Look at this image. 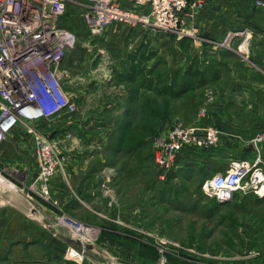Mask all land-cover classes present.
Segmentation results:
<instances>
[{
    "label": "rangeland",
    "instance_id": "374dc122",
    "mask_svg": "<svg viewBox=\"0 0 264 264\" xmlns=\"http://www.w3.org/2000/svg\"><path fill=\"white\" fill-rule=\"evenodd\" d=\"M70 10L66 22L76 18L70 17ZM69 26L76 31L78 40L71 50L76 56L82 55L79 59L82 62L73 65V69L82 70L86 66L96 76L106 73L105 79L110 84L105 96L113 97V90L119 92L115 68L124 74V66L137 64L148 73L145 67L152 66L149 71L154 87L150 97L152 111L146 117L147 122H141L145 111L141 107L138 121L140 126L150 121L151 136L155 137L165 126L162 112L171 114L176 110L161 101L167 93L166 76L161 74L167 62L164 41L168 37L176 39L175 36L158 30L131 34L129 30L140 27L123 24L116 26L121 32H108L106 39L92 40L87 38L82 25ZM122 79L125 90L128 79ZM143 85L136 91L140 104L147 97H143ZM97 93L99 96L94 97L84 94L91 100L77 105L73 113L46 121L53 126L50 138L68 154L69 163L55 175L45 198L33 188L34 173L23 176L0 165V178L5 183H0V264H264V192L244 194L239 190L232 201L217 202L214 209L213 197L202 188L205 181L200 186L199 176L194 172L182 174L184 181H180L176 170L160 167L155 163L151 141L147 150L150 149L152 165L148 168L147 158L146 168V145L132 160L127 150L128 138L123 146L117 144V138L94 139L99 135L97 128L102 124L98 122L103 121L105 111L109 116L114 113L113 108L104 107L103 94ZM215 93L203 92L195 113L199 109V115H207L214 99L221 98V93ZM74 118L84 122L79 126L66 122ZM172 119L167 124L181 122L182 117ZM83 148L92 149L88 165L81 156L76 157ZM72 162L85 167L71 174L67 166ZM136 165V173L132 175ZM207 196L209 203H199ZM73 225L84 228L86 233L77 235L70 228ZM72 243L80 244L82 249Z\"/></svg>",
    "mask_w": 264,
    "mask_h": 264
},
{
    "label": "crops",
    "instance_id": "0c3cea01",
    "mask_svg": "<svg viewBox=\"0 0 264 264\" xmlns=\"http://www.w3.org/2000/svg\"><path fill=\"white\" fill-rule=\"evenodd\" d=\"M199 1L202 3V8L184 13L183 23L187 31L198 35L202 41L189 36L181 39L168 37L164 41L166 43L164 47H166L167 62L162 68L161 74L166 76L164 84L167 93L163 95L161 101L168 107L174 106L176 110L171 111V114L162 112L161 118L165 124L164 129L171 126L167 124L171 117L174 121L177 117H182V124H195L200 127L211 125L218 130V143L216 145L190 151L185 150L176 159L174 170H176L178 179L184 181L182 174L194 172L199 176L200 186H202L203 182L213 174L227 171L232 160H241L264 168V0H260L261 6L255 4L256 0ZM71 10L73 13V9ZM67 23L74 26L82 25V29H85L80 18L70 19ZM113 31L121 32L122 30L116 26H110L98 39L103 37L106 39V33ZM143 31L145 30L141 28L134 31L129 30L131 34L136 35ZM247 33L250 34V38L246 42ZM227 34H232L230 49H218L204 41V39L221 41ZM169 48L172 51L171 56H169ZM81 58L80 53L79 55L77 53L76 56V52L70 49L62 61L61 68L66 73L68 82L75 86L80 84L82 86L75 88L74 85H68V93L73 96L78 107L86 104V99L87 101L90 99V94L94 97L98 94L97 92L102 93L103 96L101 97H105L104 103H106L104 107L114 109L112 116L106 114L107 110L104 115L102 114L104 119L98 122L102 125L97 128L99 135L97 134L94 139L100 140L104 137L103 140L106 141L120 138L123 133H126L124 125L126 123L134 124L138 120V114L140 115L143 106L145 107L144 119L148 117L153 102L150 97L154 90L151 84L152 75L149 76L152 66L145 67L148 73L143 72V67H141L140 72H137L134 65L130 66L136 68L133 73L126 70V66H124V69L126 68L124 74L115 68L114 79L118 83L116 89L119 92L116 94L113 90L112 97L105 96L107 85L110 84L109 81L104 80L106 73L102 72L96 76L95 72L87 69L86 66L82 70L73 69V65H77ZM161 62L164 64V60ZM149 63L152 64V62ZM123 75H129L127 77V90H122L125 84L122 79ZM148 77L151 78L147 82ZM141 84H144V90L141 88L144 91L143 97L147 96L145 99L148 100L143 99L140 104L136 91L140 90ZM100 85L103 88L96 89ZM94 89L96 90L93 91ZM206 91L221 93V98L214 99L207 110V115H199V109L195 113L196 108L199 104V98ZM132 93H134L133 100L130 99ZM84 94L89 95L88 98L84 97ZM146 103L149 106L147 110ZM139 104L142 106L137 108ZM78 120L79 118H74L66 122L74 126H79L84 122L83 119L80 122ZM46 121H40L39 127L49 134L53 126ZM80 131L83 132L82 129ZM258 136H262V138L255 141ZM145 148L144 152L147 154L144 155L145 166L147 168L146 161L148 158V168H151V152L149 148L147 150V144ZM73 150L74 148L69 152H73ZM77 155L81 156L88 165L93 157L92 149L85 150L83 148L79 154H76V157ZM132 156L131 154L130 158L134 160ZM257 158L261 162L256 163ZM0 165L4 169L14 171L17 174L20 173L23 176H28L29 173L36 171L32 141L23 128L17 127L7 134L0 146ZM82 166L83 164L78 163L73 165L72 162L67 168L72 174L75 169H84L85 165ZM137 166H135L132 175L136 173ZM0 183L5 184L3 181ZM207 197H204L199 203L204 205L209 203L210 197L208 199ZM181 198L184 199V196ZM212 201L215 209L217 201L214 198Z\"/></svg>",
    "mask_w": 264,
    "mask_h": 264
},
{
    "label": "built area",
    "instance_id": "2783aa9c",
    "mask_svg": "<svg viewBox=\"0 0 264 264\" xmlns=\"http://www.w3.org/2000/svg\"><path fill=\"white\" fill-rule=\"evenodd\" d=\"M255 4L261 6L262 2L256 0ZM70 8V17L83 20V30L92 40L100 38L110 26L127 24L158 30L176 39L189 36L202 41L183 23L184 13L202 8L199 0H0V146L17 127L30 136L36 164L33 188L41 198L49 194L47 187L69 163V157L39 122L71 114L78 105L68 93L69 82L61 68L67 51L78 41L76 31L66 22ZM231 36L204 41L230 49ZM249 38L247 33L245 41ZM151 143L155 163L174 170L181 152L216 145L218 130L211 125L177 122L160 130ZM202 188L218 203L232 201L239 190L261 195L264 168L232 160L227 171L213 174Z\"/></svg>",
    "mask_w": 264,
    "mask_h": 264
},
{
    "label": "trees",
    "instance_id": "16d2710c",
    "mask_svg": "<svg viewBox=\"0 0 264 264\" xmlns=\"http://www.w3.org/2000/svg\"><path fill=\"white\" fill-rule=\"evenodd\" d=\"M136 68H137V72L141 71V66H139V65L137 66V64H136ZM136 68L128 67L127 69L126 68L125 69L128 70V71H132V73H133V72H135ZM125 69H123V70H125ZM128 76L127 75L126 76L123 75L122 78L123 77L126 78ZM130 99L131 100L134 99V93L131 94V98ZM151 111H152V109H151ZM142 115H144V111L142 112ZM151 115L154 117L153 113H151ZM145 120H146V118L144 119V117H143L142 120H139V121L147 122ZM139 121L137 120L134 124L126 123L124 125V127L126 128V133H123V135H121L120 138H118V140H117L118 141L117 144L119 146H123L124 143L126 142V139L127 138L129 139V142H128L129 143V149H127V150L129 151V153L131 152L130 155L131 154L134 155L135 152L136 153H139V152L141 153L142 148H144V146L147 143L149 144V142L151 141V137H154V136H151L152 132H153V126L151 125L150 121H149V123H145V125H142V126H140V124H139L140 122ZM119 150H121V149H119ZM122 150H124V149H122Z\"/></svg>",
    "mask_w": 264,
    "mask_h": 264
},
{
    "label": "bare ground",
    "instance_id": "6f19581e",
    "mask_svg": "<svg viewBox=\"0 0 264 264\" xmlns=\"http://www.w3.org/2000/svg\"><path fill=\"white\" fill-rule=\"evenodd\" d=\"M0 181L2 182V179L0 178ZM4 182V181H3ZM61 223L64 224V221L61 219ZM71 230H73V232H77V235L78 234H83V233H86L85 229L84 228H79V229H76V228H72L70 226Z\"/></svg>",
    "mask_w": 264,
    "mask_h": 264
},
{
    "label": "water",
    "instance_id": "95a60500",
    "mask_svg": "<svg viewBox=\"0 0 264 264\" xmlns=\"http://www.w3.org/2000/svg\"><path fill=\"white\" fill-rule=\"evenodd\" d=\"M72 244H73V243H72ZM73 246H75L76 248H78V250H81V249H82V248H81L82 246H81L80 244H76V243H74Z\"/></svg>",
    "mask_w": 264,
    "mask_h": 264
}]
</instances>
